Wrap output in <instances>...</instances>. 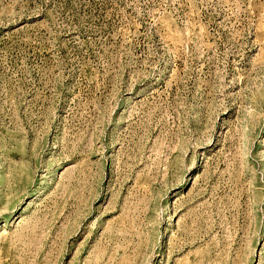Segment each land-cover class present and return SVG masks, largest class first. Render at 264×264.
<instances>
[{
  "label": "rangeland",
  "instance_id": "1",
  "mask_svg": "<svg viewBox=\"0 0 264 264\" xmlns=\"http://www.w3.org/2000/svg\"><path fill=\"white\" fill-rule=\"evenodd\" d=\"M0 264H264V0H0Z\"/></svg>",
  "mask_w": 264,
  "mask_h": 264
}]
</instances>
